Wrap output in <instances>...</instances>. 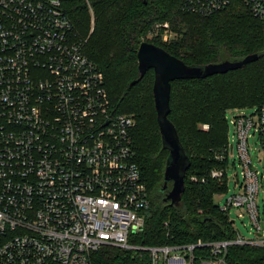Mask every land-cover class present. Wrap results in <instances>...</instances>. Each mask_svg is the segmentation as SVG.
Segmentation results:
<instances>
[{
    "label": "built area",
    "instance_id": "1",
    "mask_svg": "<svg viewBox=\"0 0 264 264\" xmlns=\"http://www.w3.org/2000/svg\"><path fill=\"white\" fill-rule=\"evenodd\" d=\"M65 1L0 0V264H92V253L104 245L148 251L149 264H227L232 244L264 249L255 167L257 152L264 154V103L252 114L229 113L241 190L220 206L232 224L231 209L248 215L255 238L234 230L231 240L129 242L150 206L132 142L136 120L113 105L103 71L76 39ZM237 2L264 19V0H184L183 9L207 16ZM159 26L169 23L149 33L158 36ZM251 130L259 138L255 149Z\"/></svg>",
    "mask_w": 264,
    "mask_h": 264
},
{
    "label": "trees",
    "instance_id": "2",
    "mask_svg": "<svg viewBox=\"0 0 264 264\" xmlns=\"http://www.w3.org/2000/svg\"><path fill=\"white\" fill-rule=\"evenodd\" d=\"M89 2L93 23L84 0H66L64 6L84 53L105 75L113 105L119 111L134 114L135 160L149 190L150 206L144 227L131 235L129 242L149 247L234 239L232 222L214 202V195L226 190L227 176L212 177L211 171L225 170L227 163L225 111L264 103V19L253 16L240 2L207 16L183 9L184 0ZM164 22L169 23L178 38L163 42L159 36V39L152 36L145 41L161 46L186 64L235 61L253 53L259 56L223 74L171 82L168 117L191 161L179 205L164 200L165 192L161 191L168 150L162 148L156 119L153 69L129 86L139 77L137 50L142 38L156 24ZM200 123L208 124L207 130L200 129ZM187 131L194 141H190ZM263 256V248L232 244L225 259L227 264H262ZM149 261L148 251L117 246L104 245L92 253V264H149Z\"/></svg>",
    "mask_w": 264,
    "mask_h": 264
},
{
    "label": "water",
    "instance_id": "3",
    "mask_svg": "<svg viewBox=\"0 0 264 264\" xmlns=\"http://www.w3.org/2000/svg\"><path fill=\"white\" fill-rule=\"evenodd\" d=\"M259 58L257 53L248 54L240 60H224L217 63L186 64L171 55L164 48L152 42L142 41L137 50V68L139 77L132 80L129 86L141 79L150 68L154 71L153 98L156 119L161 135L162 148L168 150L163 185L164 200L171 205H179L184 190V176L190 166V158L184 150L173 122L168 117L170 112L171 82L178 79L206 78L213 74H223L238 69ZM171 188L168 189V184Z\"/></svg>",
    "mask_w": 264,
    "mask_h": 264
},
{
    "label": "rangeland",
    "instance_id": "4",
    "mask_svg": "<svg viewBox=\"0 0 264 264\" xmlns=\"http://www.w3.org/2000/svg\"><path fill=\"white\" fill-rule=\"evenodd\" d=\"M84 1L88 4V6L90 5L89 0H84ZM90 14H91L92 23H93V13H91V11H90ZM153 28H152V30H153ZM91 31L92 30L90 29V32ZM156 31L158 33V36L161 38V40L163 42H165V41L168 42L170 40H174V39L178 38V34L172 30L170 25H169V28L168 27L166 28L164 26H159L158 30H156ZM165 32L167 34V39H164V36H163L165 34ZM158 36H157V38H158ZM151 39H152V35L150 33H147L146 36H144L142 38L143 41H145V40L150 41ZM137 64H138V61H137ZM131 71L133 72V68L131 69ZM134 71H135V69H134ZM133 74H134V72H133ZM256 107H257L256 105L232 107V108H228L224 113L225 114L224 118H225V121L227 122V137H226L227 142L225 144H226V148H228V146H229L228 140L230 139V143L233 144V150H231L229 152L228 157L226 155V157L228 158L227 163L225 165V171H226V175H227V188L224 192L214 195V202L219 206L224 205L227 198L230 195L241 190L239 184L235 185V181H234L236 179V175H235L236 172H238V177H240V176L242 177V175H241L242 169H241V166H240V164L238 162V158H237V148H236V140H235L236 127L232 123L229 122V119H230L229 113L231 110H235L239 113L242 112L245 114H252L255 112ZM191 111H194V110H191ZM125 113H127V112H125ZM130 114H132V113H130ZM208 126L209 125L206 123L198 124V127H200V129H202V130H207ZM186 135L188 137H190V141H194L193 138L191 137L190 132L187 131ZM258 140H259V138L257 137V134H253V130H251L250 136L248 137V143L251 146V149H255L258 146ZM221 149H224V148L221 147ZM255 167H256V170H258V172H259L258 173L259 194H258V197L256 199H257V205H258L259 211L262 214L264 211V154H263L262 150H259L257 152L256 158H255ZM229 215H230V219L234 220V222L232 224L234 230H239L240 234L245 239L255 238L256 234H255L253 226L251 225V222H250L248 215L245 214L242 217H238L235 209H231Z\"/></svg>",
    "mask_w": 264,
    "mask_h": 264
}]
</instances>
